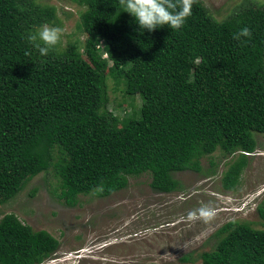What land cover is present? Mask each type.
<instances>
[{"label": "trees", "instance_id": "16d2710c", "mask_svg": "<svg viewBox=\"0 0 264 264\" xmlns=\"http://www.w3.org/2000/svg\"><path fill=\"white\" fill-rule=\"evenodd\" d=\"M74 1L85 7L84 41L41 56L26 37L52 23L55 8L0 0V206L50 169L68 207L144 174L154 191L174 193V175L200 172L217 150L238 156L222 178L234 189L247 163L241 152L254 153L264 136V5L243 4L218 21L193 0L181 29L141 33L121 0ZM245 26L251 37L234 39ZM107 79L140 98V117L108 110ZM214 236L201 264H264V230L230 221ZM59 248L47 231L0 217V264H42Z\"/></svg>", "mask_w": 264, "mask_h": 264}, {"label": "rangeland", "instance_id": "374dc122", "mask_svg": "<svg viewBox=\"0 0 264 264\" xmlns=\"http://www.w3.org/2000/svg\"><path fill=\"white\" fill-rule=\"evenodd\" d=\"M209 13L222 21L243 4L264 5V0H200ZM55 8L49 26L63 29L56 50L62 51L85 36L78 29L85 7L74 0H38ZM38 30V29H37ZM36 30V31H37ZM108 110L119 118L138 112L142 101L129 98L123 85L107 79ZM132 101H131V100ZM139 109V111H138ZM257 148L247 157L239 183L226 190L222 178L237 155L220 150L201 159V171L174 175L181 188L160 193L150 187L147 174L128 178L125 189L106 198L79 196L75 207L60 201L58 182L52 169L41 173L9 203L0 206V217L12 213L34 231L44 230L56 238L60 248L42 264H201L200 255L215 248V232L230 221L264 230V136L256 135ZM210 204L216 210L209 223L189 221L187 213ZM249 204V205H247ZM189 255V262L180 259Z\"/></svg>", "mask_w": 264, "mask_h": 264}, {"label": "clouds", "instance_id": "9594fccd", "mask_svg": "<svg viewBox=\"0 0 264 264\" xmlns=\"http://www.w3.org/2000/svg\"><path fill=\"white\" fill-rule=\"evenodd\" d=\"M193 0H121L126 12L135 18L138 30L152 32L157 28L167 26L171 30H179L192 14ZM63 29L58 26L42 25L36 32L29 33L27 40L41 56L48 55L50 49L58 44ZM251 37V30L245 26L234 34V39ZM247 156L254 153L241 152ZM249 205V204H247ZM216 216V210L210 204H201L199 208L187 213L189 221H203L209 223Z\"/></svg>", "mask_w": 264, "mask_h": 264}]
</instances>
